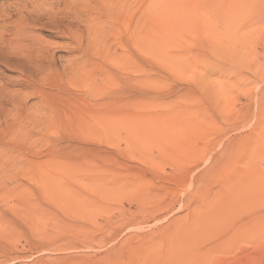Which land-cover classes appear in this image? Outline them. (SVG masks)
Instances as JSON below:
<instances>
[{
  "label": "rangeland",
  "instance_id": "1",
  "mask_svg": "<svg viewBox=\"0 0 264 264\" xmlns=\"http://www.w3.org/2000/svg\"><path fill=\"white\" fill-rule=\"evenodd\" d=\"M74 1L0 0V34L31 19L46 54L0 41V264H264V0H152L137 83L98 106L65 70L110 81L86 23L104 24L112 53L126 23Z\"/></svg>",
  "mask_w": 264,
  "mask_h": 264
},
{
  "label": "bare ground",
  "instance_id": "2",
  "mask_svg": "<svg viewBox=\"0 0 264 264\" xmlns=\"http://www.w3.org/2000/svg\"><path fill=\"white\" fill-rule=\"evenodd\" d=\"M99 1L100 2L97 3V7L99 9L103 10L106 15H110L109 18H113L114 20H116L118 22H123V23L125 22L126 28H127V34H128L127 42L126 43L121 42V45H120L121 49L112 53L111 50L108 49V46H106L103 43L102 33H103L104 24H102L100 21L97 22L95 18L89 19L86 23V25H87L86 35H87L88 48L90 49V51L92 53H95V54L102 56L104 58V60H105L104 64H101V66H100L101 69L103 70V73L107 74L108 72H110V70L108 69V68H110L113 70L114 77L110 81H108V78L106 77V75L103 74V77H105V79H102V77L99 75L100 81L97 82L98 88L92 87L93 80H96L97 76L95 74L94 75L90 74L91 69H89L87 65H84L83 63H76V64H72L71 66H69L65 70L66 77H65V80L63 79L67 83H70L71 85H73L74 89L78 90L82 94H84V95L89 94L93 97H97V98H95V99H98L97 100L98 102L96 103L97 106L100 103L99 100L105 98V96H106L105 92L108 90V88L110 86L114 85L115 82L119 83L120 85L123 82H128V84L130 86H135V84L137 83V77L134 75L136 72V66L134 64V61H136V59H134L135 58L134 56H135V52H137L138 49H141L142 51H144L146 48H149V46L151 44L152 29H153L152 28L153 23H152L151 8L154 4V2L152 4V0H142L141 6H143V8H144L142 10L137 5V3H138L137 0H99ZM171 1H170V4L173 3V1L172 2ZM166 2L167 1L165 0V2H164L165 5L167 4ZM49 3H50V1H49ZM49 3L47 5L51 6L52 4L50 5ZM74 5H75L76 9H79V11L81 10L80 7L84 6L83 3H81L79 0H75ZM170 6L172 7V5H170ZM170 6H168V7H170ZM57 7H60V5L56 6V9H57ZM46 8H48V7H46ZM50 9H51V7H50ZM51 10H52L51 12L53 13V10H54L53 6H52ZM57 10H56V12H57ZM3 11H5V10L3 9ZM170 11H169V13H170ZM43 13L47 14L45 12V10ZM174 13L177 14L176 11ZM4 14H5V12H4ZM140 14H142V16H140ZM5 15H7V14H5ZM23 15H25V14H23ZM181 15H182V13H181ZM21 16H22V14H21ZM4 18H5V16H4ZM2 19H3V17H2ZM32 21L33 20L30 19L31 23H32ZM28 22L29 21L28 20L26 21L24 17L19 18L18 22L13 27V31L11 32L12 38H10V39H7L4 37V35H1L2 30H0V33H1L0 34V41L3 43V45H5V46L7 45L8 48L11 49V50H9L6 47H3V52H2V50H1V52L4 54H2V55L6 54V50H9L11 52V54H14L16 56H21V57H30V58L34 57L37 59H41V58L45 57V55H46L45 54V48L43 46L42 47L39 46L40 44L38 45L37 40H32V41L28 40L29 36L32 38L31 35L33 34V33H31L32 31L30 32L27 30V27L31 26V25L26 26V24L30 23V22L29 23ZM6 23L9 24V22H6ZM34 23H36V21H34ZM139 23H141V28L139 27ZM7 26L9 27V25H7ZM3 28H4V25H3ZM6 30H7V28H6ZM29 30H31V29H29ZM82 35H84V33ZM34 36L36 39L35 34L33 35L32 39H34ZM10 40H11V43H10ZM33 41H36V42L33 43ZM38 42H40V41L38 40ZM9 45H10V47H9ZM10 52H9V54H10ZM7 55H5V56H7ZM0 57H1V55H0ZM126 69H128V73H129L127 78L124 76V73H123L124 70H126ZM260 78H262V77H260ZM0 87H1V85H0ZM4 91L5 90H2V92H4ZM2 92L0 91V94ZM94 104H95V102L93 103V105ZM134 106H135V100H133V98H130L128 110L126 112H122V116H123L122 119L129 120L131 122H134L137 119V113L134 109ZM112 170L107 171L105 173V177H106L105 180H108V182H110L116 178L115 177L116 172H114ZM118 178H120V176ZM237 178H239V177H237ZM242 179H244V178H242ZM242 179L239 178L238 181L236 180L237 181L236 183H235V180H234V183L231 182V187L235 188V186H236L235 184H237V183H238V185L242 184V183H240V182H242ZM130 181H132V180H129V179L126 180V182H130ZM231 181H233V180H231ZM251 181H252V179H250V177H249V183H251ZM236 189H237V187H236ZM213 202H215V201H213ZM148 217H149V215H148ZM136 218H139V217H136ZM151 218H152V216H151ZM139 222H140V224H143V221H139ZM168 222H170V220ZM172 222H170V223H172ZM170 223L166 226H163V229L165 230L166 228H168Z\"/></svg>",
  "mask_w": 264,
  "mask_h": 264
}]
</instances>
